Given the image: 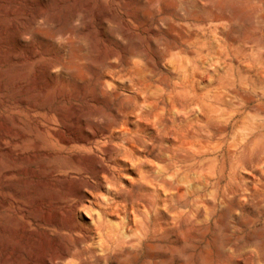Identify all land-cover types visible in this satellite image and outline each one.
<instances>
[{"label":"rangeland","instance_id":"obj_1","mask_svg":"<svg viewBox=\"0 0 264 264\" xmlns=\"http://www.w3.org/2000/svg\"><path fill=\"white\" fill-rule=\"evenodd\" d=\"M0 264H264V0H0Z\"/></svg>","mask_w":264,"mask_h":264},{"label":"bare ground","instance_id":"obj_2","mask_svg":"<svg viewBox=\"0 0 264 264\" xmlns=\"http://www.w3.org/2000/svg\"><path fill=\"white\" fill-rule=\"evenodd\" d=\"M94 135V134H93Z\"/></svg>","mask_w":264,"mask_h":264}]
</instances>
